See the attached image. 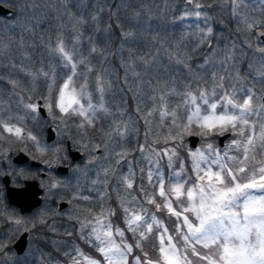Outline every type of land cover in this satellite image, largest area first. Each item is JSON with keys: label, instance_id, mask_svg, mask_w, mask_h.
Instances as JSON below:
<instances>
[{"label": "snow or ice", "instance_id": "snow-or-ice-1", "mask_svg": "<svg viewBox=\"0 0 264 264\" xmlns=\"http://www.w3.org/2000/svg\"><path fill=\"white\" fill-rule=\"evenodd\" d=\"M59 4L63 16L71 21V47L65 36L68 25L63 23L57 25L52 36H41L40 42L67 70L63 82L57 83L54 70L40 68L33 72L15 63L6 67L24 72L33 81L44 78L48 82L46 94L24 96L19 80L5 81L0 75V81L11 85L18 106L35 114L33 118L46 109L54 122L59 121L56 131L77 118L79 123L73 126L82 139L89 129H95L93 138L99 136L100 142L93 144L89 139L82 144L84 149L107 150V142L121 149H112L111 162L91 182L94 187L89 192L95 195L76 191L67 201L73 205V211L67 213L70 226L98 256L74 245L64 252L66 264H264V8L257 15L248 0H212L207 4L184 0L186 10L180 18L194 17L205 23V27L198 26L199 39L191 52L183 41L165 47L167 42L158 33L149 41L159 46L155 52L152 47L141 52L129 42L138 44L143 33L133 30L137 24L126 25L119 10L133 9L128 20L138 22L143 5L131 0L116 5H109L107 0H59ZM205 9L227 11L236 20L237 31L247 34L245 45L259 54L246 64L247 75L237 66L241 55L247 57L246 52L238 54L235 44L225 45L223 50L214 47L213 27L208 23L212 16ZM104 19L110 22L102 26ZM86 30L92 34L86 37ZM117 30L120 47L114 51L107 45ZM97 33L101 34L100 41ZM85 39L87 55L80 51ZM13 44L24 47L23 40L8 38L5 42L0 37V59ZM201 47H207L208 52L193 64L192 56ZM161 50L167 57V67L157 55ZM117 54L124 69L122 77L114 76L110 64ZM23 56L29 58L27 52ZM173 66L183 72L177 75ZM249 80L251 83H246ZM90 83L95 85V103ZM117 89L121 103L112 106L105 97ZM128 94L132 111H128L124 99ZM3 103L0 99V105ZM100 120H107L106 128L97 129ZM21 121L11 113H0V140L8 139L3 133H9L17 140L31 141L43 154L45 149L36 136L24 132ZM141 122L145 143L133 150L123 147L132 136L139 135ZM225 134H230L228 143L223 148L216 146L214 138ZM190 136L201 138L202 146L191 148L186 143ZM184 151L188 161L181 155ZM133 152L140 153L137 167L129 159ZM163 161L172 170L167 177ZM188 162L194 179L186 175ZM124 165L127 173L118 171ZM60 187L61 183L54 181L50 190ZM113 193L115 207L109 204ZM77 201L85 203L77 205ZM157 213H165L174 227L170 229ZM54 215L64 213H42L28 227V222L0 212V218L17 225L16 233L21 229L31 232L38 224L55 232L49 224ZM65 235L71 237L73 232ZM7 249L8 244L0 241V262L10 259Z\"/></svg>", "mask_w": 264, "mask_h": 264}, {"label": "rangeland", "instance_id": "rangeland-1", "mask_svg": "<svg viewBox=\"0 0 264 264\" xmlns=\"http://www.w3.org/2000/svg\"><path fill=\"white\" fill-rule=\"evenodd\" d=\"M97 0H85V3H96ZM102 2V0H101ZM125 3L128 0H124ZM132 3L136 5H143L144 13L139 18V21H130L128 20L131 17L133 9H125L121 8L119 10V15L122 21L126 23V25L131 26L132 24H137V27L133 29L138 34L143 33V37H141L140 42L138 44H133L129 42V44L136 48L137 51L146 50L148 47H152L155 52L157 46H152L149 44L150 38L152 35L159 34L161 38L166 40V45L174 44L180 41H183V44L187 46V51L191 52L192 48L195 47L196 41L199 39V36L196 35L199 27H205V23L201 21H197L194 17H188L186 19H181V15L186 10V6L184 4V0H131ZM203 3H212V0H202ZM0 3L10 7L13 11L11 14L6 16L0 15V37H3L5 42H7L8 38H11L14 41L23 40L24 47L19 48L15 44H13L12 48L8 51L6 56L0 59V75L5 77V81L9 78L17 79L20 82L21 88L25 91L21 94L24 96L27 95H37V94H46L47 90V81L44 78H39L35 81L32 80L31 77H28L24 72L17 71L15 69H11L10 67H6L10 63H15L18 66L23 65L26 69L35 72L37 69L43 68L45 71L54 70L57 83L63 82V74L66 69H63L61 63L58 61L57 57L49 55L45 47L41 44L40 38L41 36H52L57 28L58 24H67L68 28L65 29L66 39L69 41V47H71V21L67 19V17L63 16V8L59 4V0H0ZM109 5L120 4L121 0H107ZM249 8L252 6L255 7L256 14H259V10L264 8V0H248ZM139 10V8L135 9ZM73 11H76L74 8ZM80 11H88L84 8H80ZM205 11L209 12L212 16V19L208 21L209 24L213 27V36L211 37L213 41L214 47H217L219 50H223L225 45H236L237 53L246 52L247 57L241 55L240 63L237 65L240 68L242 74L247 75L246 64L252 60L254 57L259 54L254 53L251 49H248L245 45L244 41L246 38V33L237 31V22L236 20L230 18L229 13L227 11H221L219 9H205ZM107 19L102 20V26H105L109 23ZM242 27V26H241ZM228 28L231 33L228 34ZM25 29H31L30 31H26ZM92 33L89 31H85V36L91 35ZM231 34V35H230ZM187 36V39L184 37ZM97 41L101 40V34H96ZM120 35L117 30L116 34L112 36L111 41L108 43V47L114 51L118 50L120 47ZM258 43V41H256ZM87 40L85 39L80 47V51L87 55ZM27 52L28 59H25L23 53ZM208 52L207 47H201L197 50L195 54L192 56V63L196 64L199 61H202L204 55ZM127 52L125 51L124 55L126 56ZM157 55L160 58V62L167 67V57L164 55L163 50L159 51ZM222 51L218 53L217 58H221ZM110 64L112 65V71L114 76L122 77L124 74V69L121 67L122 60L119 54L113 56L110 59ZM177 68V75L183 72L182 69H179L178 66H173ZM218 67V65H217ZM211 70V69H210ZM153 75H155V70L153 71ZM131 79V77H130ZM5 81L1 82L0 87V99L4 101L2 105H0V113L5 115L11 113L13 116H17L22 118V125L24 127V132H30L32 135L37 137L39 141V145L43 147L45 150L43 154L37 151V147L33 144L32 153L35 158L41 160V158L46 157H54L65 153L64 140L69 139L73 145H75L81 152L86 153L87 156L82 160V164L76 166L75 170L71 173L72 175H78L76 180L66 177V178H58L56 176H51L45 178L41 184L44 186V193L42 196V202L39 207H37L32 213L28 215H16L12 211V207L10 209H6L5 205L7 204L4 200L3 196H0V212L5 213L7 216L16 217L24 220L27 223L28 227H31V222L37 220L42 213H53L55 211H60L64 213V215H54L49 220V224H52L56 231H51L47 225H37L36 228L32 230V236L29 240L27 248L23 255L16 256L12 250H10L9 246V236L13 234V230L17 229V225L14 223L6 222L3 218H0V223L3 225L4 234L0 237V241H3L8 244V253L10 259L3 260L0 264H66L67 257L64 255L65 251H71L72 246L81 247L77 239L75 230L70 225L72 221L67 219V213L73 211V205L68 204L65 208L58 210L57 202L60 200L68 201L71 199L72 195L79 191L83 195H95L94 193H90L89 190L94 186L92 185V181L98 178V174L102 173V169L107 167L111 162V156L109 153L115 148L116 151H120V148H116L111 142L108 143V149L105 150L103 147L101 148L100 154L97 156L96 161L93 164H89L88 160L95 156V150H86L82 147V144L88 142L89 139L92 140V143H99L100 138L96 136L93 138V133L96 131L95 129H89L88 135L81 138V134H79L76 128L73 126L74 123H79L78 118L74 122H69L68 127L61 126L60 131H56L57 125L59 121H53L50 115L46 111V115L36 116L33 118L35 114H28L27 110L22 106H18L16 97L12 94L11 85L7 84ZM79 82V81H78ZM246 83H251V81H246ZM95 85L94 83H90L89 91L93 93V102L97 101V94L94 91ZM16 91H20L17 89ZM106 101H110L112 106L118 105L121 103V93L118 91H114L113 93L106 94ZM127 101L128 111H132L133 101L131 99V94H128L124 97ZM175 99H173V103H175ZM12 123H17L16 120H13ZM48 124L53 125L56 137L53 142L45 141V128ZM17 126H20L18 123ZM107 127V120H100L97 124V129ZM139 127V135L132 136L127 143L123 145V147L133 150L139 146V144L145 143L143 132L144 127L141 122ZM3 136L8 137L6 140H0V145H3V148L0 149V155L5 148L16 147L18 145H22L23 141L26 140H17L15 135L9 133H3ZM216 139L214 138V144L216 146ZM230 136L225 140L223 146H218L223 148L229 141ZM77 141H81L80 144ZM187 143V141H186ZM188 144V143H187ZM203 141L201 138L198 139V143L196 147L202 146ZM191 147V148H196ZM59 149V151H57ZM187 155V154H186ZM140 153L133 152L129 159L133 161V167H137L136 160L139 158ZM184 157V156H183ZM188 158V157H187ZM185 159V157H184ZM50 162V160H47ZM47 164V163H46ZM190 166L191 163L189 162ZM163 172L165 176L171 175L172 170L167 168L166 161L162 162ZM143 166V164L139 165ZM178 167V165H177ZM7 170L10 172V169H1L0 175L3 174V171ZM121 173H127L128 168L127 165H124L118 169ZM185 172L188 176H193L192 170L188 171L187 166L185 165ZM139 180V175L137 177ZM194 179V176H193ZM54 181H59L62 187L57 189H51L50 185ZM111 191V188H109ZM77 205H83L85 202L77 201L74 202ZM109 204L112 207H115V193L112 194V200L109 201ZM98 210V209H96ZM165 214V213H164ZM158 215V213H157ZM159 216V215H158ZM165 217L159 216L166 223V219L168 218L165 214ZM116 223L118 220H115ZM122 226V225H121ZM67 231H72L73 235L67 236L65 233ZM79 240V239H78ZM80 244H84L79 240ZM87 246V245H86ZM86 253L89 255L98 256L93 250H90L87 247H81ZM60 254L58 256L57 254ZM63 256L64 258H60Z\"/></svg>", "mask_w": 264, "mask_h": 264}, {"label": "flooded vegetation", "instance_id": "flooded-vegetation-1", "mask_svg": "<svg viewBox=\"0 0 264 264\" xmlns=\"http://www.w3.org/2000/svg\"><path fill=\"white\" fill-rule=\"evenodd\" d=\"M1 82L2 81H0V87L2 85ZM44 111H45V109H44ZM45 115H46V111H45ZM66 140L67 139L64 140L65 153L57 156V158L46 157V156L44 158H41V160H39L42 163L41 166H33V165L30 164V160L31 159L38 160L37 158H35L33 156V153H32L33 152L32 151L33 143L31 141H27V140L23 141V144L25 145V147L22 146V145H18L16 147L5 148L3 150L2 155H0V170L1 169H10L9 173L7 172V170H5V171H3V174L0 175V196H3L4 200L6 201V203L8 202L6 200V184L3 181V176H5V175L8 176V181H7L8 185L11 186V187H17V188L21 187L23 185V183H24L23 181H25V180H36L37 183H38V186L42 189L41 202H42V196H43V193H44V186H43V184H41V182L45 178H47L48 176L49 177L56 176L58 178L69 177V178L73 179V181L76 180L78 175H76V174L72 175L71 173L75 170L76 166L81 165L83 163L82 160H84V158L87 156V154L81 152L75 145H73L71 143L73 148L78 149L82 153V156H81L82 158L81 159H79L78 161H73L72 162V160H70V158H69V153H68V151L66 149V145H65ZM19 151L25 153L27 155V157H28V159H26L22 163H17V162H15L13 160L14 155L17 152H19ZM48 159L50 160V162L47 163V164L44 163V161H47ZM92 159H93V157L88 160V163ZM94 162L89 163V164H93ZM57 164H62L64 166H66L67 167L66 173L60 174L57 171ZM60 201L57 202V209H58V203ZM5 206L8 207L6 209H10L9 207H12L11 208L12 211L16 215H19V216L20 215H28V214L32 213L37 208V207H34L29 212H21L18 209V207H16L15 205H12L10 203H7ZM3 225L4 224L0 223V237L4 234ZM40 227H41V229L43 228L42 225ZM22 232H23V229L20 230V233H16V230H13V234H11L9 236V238H8L10 248H11L12 242ZM14 235L16 236V238L12 239V237ZM31 236H32V231L31 232H27V245L29 243V240L31 239ZM24 252L22 254L17 255V256L23 255Z\"/></svg>", "mask_w": 264, "mask_h": 264}, {"label": "water", "instance_id": "water-1", "mask_svg": "<svg viewBox=\"0 0 264 264\" xmlns=\"http://www.w3.org/2000/svg\"><path fill=\"white\" fill-rule=\"evenodd\" d=\"M11 12V9L8 8L7 6L3 5L0 3V14H7ZM41 113L44 114V109H41ZM229 134H225L224 136L218 137V143L219 145L223 144L224 139L228 136ZM55 136V132L51 126H48L46 129V140L51 141L53 140ZM189 144L191 146H195L198 137L196 136H190L187 137ZM67 145V150L69 152V155L73 160L78 159L81 156V153L73 149L72 146L70 145L69 141H66ZM98 152V150H96ZM26 159H28L27 155L24 154L23 152H17L13 160L17 163H22ZM31 165H41L39 161L36 160H31L30 161ZM58 170L60 172H64L66 170L65 166L58 165ZM3 181L6 184V196L9 201V203L16 205L21 212H29L32 208L35 206H38L41 202V197L40 193L42 192V189L38 186V183L36 180H25L24 185L21 187H11L8 185V176L5 175L3 176ZM67 204L66 201H60L58 203V208H63ZM26 240H27V232H22L18 238L14 240L12 243V247L14 251L18 254L24 251L25 245H26Z\"/></svg>", "mask_w": 264, "mask_h": 264}, {"label": "trees", "instance_id": "trees-1", "mask_svg": "<svg viewBox=\"0 0 264 264\" xmlns=\"http://www.w3.org/2000/svg\"><path fill=\"white\" fill-rule=\"evenodd\" d=\"M229 33H231V32L229 31V28H228V34H229ZM230 35H231V34H230ZM181 155L185 157V160H186V161H188V158H187V155H186V151L182 152ZM186 165H187V170L189 171V162L186 163ZM158 215L161 216V217H163V216H162V213H158ZM77 242H78V244H79L81 247H83V248L87 247L85 244H80L78 239H77ZM88 248H89V247H88ZM89 249H90V248H89ZM90 250H91V249H90ZM57 253H58V251H57ZM57 255L60 256L59 253H58ZM193 259H195V258H193ZM197 264H201V262H197Z\"/></svg>", "mask_w": 264, "mask_h": 264}]
</instances>
